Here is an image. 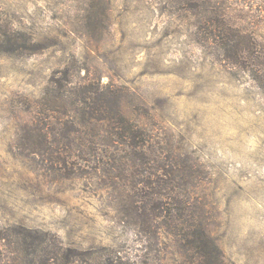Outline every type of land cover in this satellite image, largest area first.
<instances>
[{"label": "rangeland", "instance_id": "374dc122", "mask_svg": "<svg viewBox=\"0 0 264 264\" xmlns=\"http://www.w3.org/2000/svg\"><path fill=\"white\" fill-rule=\"evenodd\" d=\"M228 27L240 34L229 45L257 43L250 67L214 36ZM68 81L120 87L121 111L154 148L191 162L198 179L184 190L226 260L264 264V0H0V229L56 236L78 264L132 260L148 243L93 161L58 177L23 146ZM161 240L164 263L182 264L174 239Z\"/></svg>", "mask_w": 264, "mask_h": 264}, {"label": "trees", "instance_id": "16d2710c", "mask_svg": "<svg viewBox=\"0 0 264 264\" xmlns=\"http://www.w3.org/2000/svg\"><path fill=\"white\" fill-rule=\"evenodd\" d=\"M228 28V33L219 30L214 36L227 37L224 43L234 63L250 67L245 65L246 54L252 51L257 57V43L246 39L229 45L230 38L240 34ZM68 84L70 106L62 102L65 91L53 94L51 103L44 101L33 126L24 131V148L39 155L44 167L58 177L86 174L93 161L101 178L116 187L118 203L126 221L134 224L136 236L148 243L132 260L114 254L96 264H165L164 233L181 249L182 264H230L208 234L203 205L184 190L198 179L191 162L154 148L149 131L121 111L120 87L98 81ZM55 237L49 242L26 228L3 226L0 264H78Z\"/></svg>", "mask_w": 264, "mask_h": 264}]
</instances>
